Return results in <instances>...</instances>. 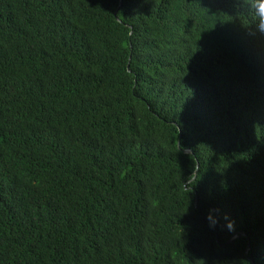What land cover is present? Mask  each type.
Masks as SVG:
<instances>
[{"label":"trees","instance_id":"trees-1","mask_svg":"<svg viewBox=\"0 0 264 264\" xmlns=\"http://www.w3.org/2000/svg\"><path fill=\"white\" fill-rule=\"evenodd\" d=\"M252 11L0 0V264H264Z\"/></svg>","mask_w":264,"mask_h":264},{"label":"clouds","instance_id":"clouds-1","mask_svg":"<svg viewBox=\"0 0 264 264\" xmlns=\"http://www.w3.org/2000/svg\"><path fill=\"white\" fill-rule=\"evenodd\" d=\"M252 5V15L258 21L259 31L264 32V0H250ZM229 229L232 224L229 223Z\"/></svg>","mask_w":264,"mask_h":264},{"label":"water","instance_id":"water-1","mask_svg":"<svg viewBox=\"0 0 264 264\" xmlns=\"http://www.w3.org/2000/svg\"><path fill=\"white\" fill-rule=\"evenodd\" d=\"M179 147H180V143H179ZM184 151H185V153H191V151H189V150H184Z\"/></svg>","mask_w":264,"mask_h":264},{"label":"bare ground","instance_id":"bare-ground-1","mask_svg":"<svg viewBox=\"0 0 264 264\" xmlns=\"http://www.w3.org/2000/svg\"><path fill=\"white\" fill-rule=\"evenodd\" d=\"M250 113V112H249ZM151 226V225H150ZM147 235V234H146ZM223 243V242H222Z\"/></svg>","mask_w":264,"mask_h":264}]
</instances>
